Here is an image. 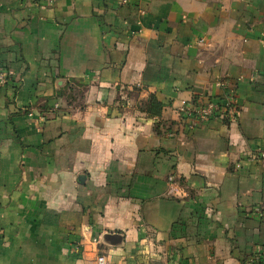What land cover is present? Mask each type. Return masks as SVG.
<instances>
[{
    "label": "crops",
    "instance_id": "crops-1",
    "mask_svg": "<svg viewBox=\"0 0 264 264\" xmlns=\"http://www.w3.org/2000/svg\"><path fill=\"white\" fill-rule=\"evenodd\" d=\"M2 71L0 264H264V0H0Z\"/></svg>",
    "mask_w": 264,
    "mask_h": 264
},
{
    "label": "built area",
    "instance_id": "built-area-1",
    "mask_svg": "<svg viewBox=\"0 0 264 264\" xmlns=\"http://www.w3.org/2000/svg\"><path fill=\"white\" fill-rule=\"evenodd\" d=\"M52 2V0H46ZM128 0H122V3H126ZM6 73L0 72V83L6 82ZM235 93L231 92L227 97V102L220 103L215 100L209 99L207 101H201L193 106L184 104L180 108V112L184 113L187 118H190L194 123H202L212 118L222 120H235L239 114V109L235 102ZM252 159H264V150L258 151L257 153L251 154ZM171 183L170 194L173 197H182L187 195V191L181 188L179 183L175 180L172 175L169 177ZM100 262H104L105 258L100 257Z\"/></svg>",
    "mask_w": 264,
    "mask_h": 264
},
{
    "label": "trees",
    "instance_id": "trees-1",
    "mask_svg": "<svg viewBox=\"0 0 264 264\" xmlns=\"http://www.w3.org/2000/svg\"><path fill=\"white\" fill-rule=\"evenodd\" d=\"M163 104L158 102L153 96L151 98V100L149 101L148 104V112H152L153 114H161V109H162ZM160 123V122H159ZM158 123V124H159Z\"/></svg>",
    "mask_w": 264,
    "mask_h": 264
}]
</instances>
